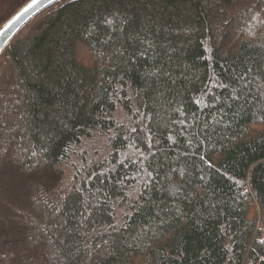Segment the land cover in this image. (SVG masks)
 I'll use <instances>...</instances> for the list:
<instances>
[{"label": "trees", "instance_id": "1", "mask_svg": "<svg viewBox=\"0 0 264 264\" xmlns=\"http://www.w3.org/2000/svg\"><path fill=\"white\" fill-rule=\"evenodd\" d=\"M0 264H264V0L33 19L0 57Z\"/></svg>", "mask_w": 264, "mask_h": 264}, {"label": "water", "instance_id": "2", "mask_svg": "<svg viewBox=\"0 0 264 264\" xmlns=\"http://www.w3.org/2000/svg\"><path fill=\"white\" fill-rule=\"evenodd\" d=\"M64 0H30L0 27V57L18 34L37 16Z\"/></svg>", "mask_w": 264, "mask_h": 264}, {"label": "rangeland", "instance_id": "3", "mask_svg": "<svg viewBox=\"0 0 264 264\" xmlns=\"http://www.w3.org/2000/svg\"><path fill=\"white\" fill-rule=\"evenodd\" d=\"M13 0H0V23L3 22L11 11L10 4Z\"/></svg>", "mask_w": 264, "mask_h": 264}]
</instances>
